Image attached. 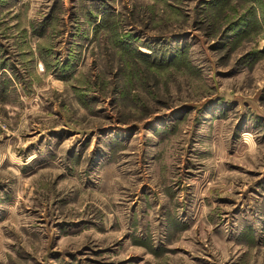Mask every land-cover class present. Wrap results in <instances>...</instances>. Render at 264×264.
I'll list each match as a JSON object with an SVG mask.
<instances>
[{
	"label": "rangeland",
	"instance_id": "obj_1",
	"mask_svg": "<svg viewBox=\"0 0 264 264\" xmlns=\"http://www.w3.org/2000/svg\"><path fill=\"white\" fill-rule=\"evenodd\" d=\"M0 264H264V0H0Z\"/></svg>",
	"mask_w": 264,
	"mask_h": 264
}]
</instances>
